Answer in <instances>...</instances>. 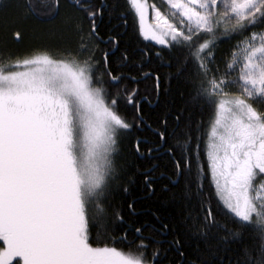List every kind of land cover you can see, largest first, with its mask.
Here are the masks:
<instances>
[{
	"label": "snow or ice",
	"instance_id": "snow-or-ice-1",
	"mask_svg": "<svg viewBox=\"0 0 264 264\" xmlns=\"http://www.w3.org/2000/svg\"><path fill=\"white\" fill-rule=\"evenodd\" d=\"M129 3L144 36L165 46L154 53L172 70L163 74L165 81L189 85L194 95L188 103L212 113L207 141L199 126L182 121L183 109L173 116L171 130L167 119L152 129L158 142L131 140L141 158H154L170 145L164 151L175 179H169L183 181L186 201L179 223L204 247L197 245L189 258L185 243L173 239L162 250L157 237L167 234L168 224L130 223L113 203L118 191H128L126 182H134L121 163V145L126 134L151 129L143 106L152 101L123 83L139 84L122 71L131 66L129 53L116 56V38L98 31L110 6L70 0L61 16V0H51L45 11L34 9L32 0H0V264H162L168 251L175 252L174 264H224L217 249L229 241L238 247L228 264H264V0H166L171 19L155 8L151 29L143 26L142 0ZM13 11L43 20L61 17L75 48H38L30 58H15L4 35ZM225 40L236 43L218 58ZM141 75L153 78L159 101L161 74ZM142 144L152 146L142 151ZM156 167L142 173L148 192ZM213 188L222 201L215 210ZM128 210L136 215L131 203ZM117 227L122 235L113 238Z\"/></svg>",
	"mask_w": 264,
	"mask_h": 264
},
{
	"label": "trees",
	"instance_id": "trees-1",
	"mask_svg": "<svg viewBox=\"0 0 264 264\" xmlns=\"http://www.w3.org/2000/svg\"><path fill=\"white\" fill-rule=\"evenodd\" d=\"M34 9L45 11L50 5L51 0H32ZM94 3H100L101 0H93ZM103 2L110 6L105 11L102 20H98V31L105 39L108 36H113L118 41L115 55L119 56L121 52L127 50L129 53L130 67L122 69L124 72H131L133 76L139 80L138 85H134L131 81H124L129 87H139L142 95H146L152 101V105L144 104V114L151 129L142 127L132 133L126 134L123 144L121 145V163H126L128 166V176L134 181L127 183V192H117L114 196V205L122 210V214L126 221L130 223L147 221L149 224L155 225L157 228L161 224H168L169 231L166 235L158 236L157 239L162 241L159 247L162 250L169 249L170 242L173 239H179L188 249L189 258L193 249L199 245L204 247L201 240L195 237H188L185 235L183 226L179 223L181 216L184 215V205L186 201L183 198V181L180 184H174L170 181L172 177V165L170 157L164 151L170 145H165L161 148L160 153H154V158H149L145 155L143 158L139 157L133 150L131 140L135 137H147L149 140L158 142V138L153 134L152 129L160 126L161 119L169 121L170 130L174 127L173 116L178 114V109L184 110L182 121L190 119L195 129L199 126V133L202 141L208 140V134L211 131L210 120L212 119L211 111L205 106L203 108L188 103L190 95H194L189 85L183 82L172 80L170 83L165 81L164 73L172 71L163 66L161 60L154 55L157 51H163L165 46L159 45L142 36L139 28L138 19L133 6L130 5L129 0H103ZM61 16L69 9L70 0H61ZM123 19L127 21L124 23ZM10 18L14 21L10 23L9 29L5 35V42L7 48L14 54L15 58L24 59L30 58L34 50L38 48H46L51 50L65 47L75 48V36L63 29L61 25V17L55 20L36 19L34 16L24 17L19 13L13 11L10 13ZM13 31H19L18 38L12 36ZM236 43L235 40H225L219 45L217 56L225 57V54ZM101 49L111 50L108 44H100ZM149 52V57H143L141 50ZM99 55V53H97ZM56 58V57H54ZM165 59H170L167 52L164 53ZM112 56L110 55V60ZM140 65V67H137ZM102 71V69H101ZM155 73L161 74V92L159 101L155 99L153 87L154 80L151 76L147 79L143 78L141 73ZM164 88L168 92L163 91ZM183 93V96H181ZM121 111L131 115L130 108H121ZM183 126V124H182ZM163 131V128L160 129ZM183 137H181V140ZM152 145H141L143 151L145 147ZM157 165L154 172H150L149 176L153 178V191L148 192L144 184L145 169L151 168L152 165ZM163 173V175H161ZM172 179H175L172 177ZM207 188V184L205 185ZM212 205L214 210L218 203L222 206V201H218L215 196L214 188L212 192ZM131 203L135 209L136 215H131L128 210V204ZM159 217V219H157ZM140 223H136L139 227ZM124 228L127 225L123 226ZM147 234V233H145ZM122 235L121 228L117 227L111 232L113 238H119ZM105 243L109 246H116L124 251L128 248L126 245L115 244L111 240L105 239ZM3 245H0L2 248ZM238 245L229 242H219L217 249L218 256L224 258V264H228V257L233 256ZM150 251V250H149ZM163 255V252H162ZM174 251L167 252V258L163 259L162 264H174ZM15 264V261L12 263Z\"/></svg>",
	"mask_w": 264,
	"mask_h": 264
},
{
	"label": "rangeland",
	"instance_id": "rangeland-1",
	"mask_svg": "<svg viewBox=\"0 0 264 264\" xmlns=\"http://www.w3.org/2000/svg\"><path fill=\"white\" fill-rule=\"evenodd\" d=\"M142 3H143V6H144V9H145V14H144V20H143V26L146 28V29H151L155 24H156V20H155V15H154V9L155 8H159L160 11L162 13H164L165 15H168L169 16V19H171V15H170V12H169V6L166 4V0H142ZM134 8V7H133ZM135 11V9H134ZM136 13V12H135ZM136 16H137V19H138V23H139V28H141V22H140V19H139V16L138 14L136 13ZM142 36L144 38H146L143 34V32L140 30ZM146 39H149L151 40L150 38H146ZM155 43H157L156 41L154 40H151ZM158 44V43H157ZM235 44V43H234ZM233 44V45H234ZM232 45V46H233ZM229 54V50L228 52L225 54V57H227ZM13 70H20V71H23V69H13ZM16 259H19V258H16ZM15 260L12 261V263L14 262Z\"/></svg>",
	"mask_w": 264,
	"mask_h": 264
},
{
	"label": "flooded vegetation",
	"instance_id": "flooded-vegetation-1",
	"mask_svg": "<svg viewBox=\"0 0 264 264\" xmlns=\"http://www.w3.org/2000/svg\"><path fill=\"white\" fill-rule=\"evenodd\" d=\"M163 148V147H162Z\"/></svg>",
	"mask_w": 264,
	"mask_h": 264
}]
</instances>
